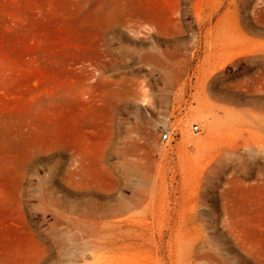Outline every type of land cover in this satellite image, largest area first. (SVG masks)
Returning a JSON list of instances; mask_svg holds the SVG:
<instances>
[{"label": "rangeland", "instance_id": "obj_1", "mask_svg": "<svg viewBox=\"0 0 264 264\" xmlns=\"http://www.w3.org/2000/svg\"><path fill=\"white\" fill-rule=\"evenodd\" d=\"M121 263L264 264V0H0V264Z\"/></svg>", "mask_w": 264, "mask_h": 264}, {"label": "bare ground", "instance_id": "obj_2", "mask_svg": "<svg viewBox=\"0 0 264 264\" xmlns=\"http://www.w3.org/2000/svg\"><path fill=\"white\" fill-rule=\"evenodd\" d=\"M156 191V190H155ZM152 192V191H151ZM150 192V193H151ZM152 194V193H151ZM153 197V196H152ZM142 215V214H141ZM114 226V225H113ZM134 233V232H133ZM130 236V239H131V235ZM135 236L136 238H139L138 235H133ZM104 244H106V242H103ZM111 248H115L116 250H126L128 249L129 247H131L133 245V242L129 241L128 237L126 238H123V239H119L118 237H114V238H110V241L107 242ZM96 244V243H95ZM100 247V246H99ZM157 261V260H156ZM122 264V263H121Z\"/></svg>", "mask_w": 264, "mask_h": 264}, {"label": "built area", "instance_id": "obj_3", "mask_svg": "<svg viewBox=\"0 0 264 264\" xmlns=\"http://www.w3.org/2000/svg\"><path fill=\"white\" fill-rule=\"evenodd\" d=\"M191 130L197 131L198 126H192ZM178 132L174 128L167 127L163 130V133L161 134V141L162 142H174L178 138Z\"/></svg>", "mask_w": 264, "mask_h": 264}]
</instances>
